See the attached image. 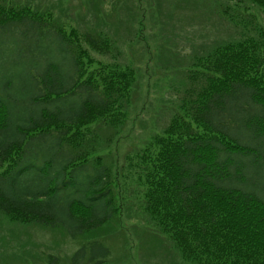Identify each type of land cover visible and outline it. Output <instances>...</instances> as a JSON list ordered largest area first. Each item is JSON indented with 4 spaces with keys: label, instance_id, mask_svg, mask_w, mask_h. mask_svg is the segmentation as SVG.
<instances>
[{
    "label": "trees",
    "instance_id": "trees-1",
    "mask_svg": "<svg viewBox=\"0 0 264 264\" xmlns=\"http://www.w3.org/2000/svg\"><path fill=\"white\" fill-rule=\"evenodd\" d=\"M19 2L0 0L1 221L79 245L67 263L49 254L44 264H112L125 204L119 160L102 153L124 133L137 71L118 62L108 31L79 34ZM173 4L185 20L220 17L228 36L189 52L168 39L159 51L172 55L180 95L168 124L125 158L124 185L140 189L128 199L173 264H264V0ZM103 14L94 10L97 23ZM178 22L169 26L182 31Z\"/></svg>",
    "mask_w": 264,
    "mask_h": 264
},
{
    "label": "rangeland",
    "instance_id": "rangeland-1",
    "mask_svg": "<svg viewBox=\"0 0 264 264\" xmlns=\"http://www.w3.org/2000/svg\"><path fill=\"white\" fill-rule=\"evenodd\" d=\"M13 1L17 3L20 1L19 3L22 4L31 2L32 8L51 11L53 17L71 25L79 34L93 26L97 27V30L108 31L122 52L118 62L130 64L137 71V83L124 133L112 144L111 149L102 153L105 156L111 155L109 159L112 158V161L119 160L118 182L123 186L121 201L125 204L119 229L115 227L109 233L108 244L113 251V258L117 260L111 262L112 264L115 261L116 263L119 261V264H173L169 252L163 248L166 243L151 237L149 231H141L143 220L141 221V216L133 207L138 204L128 199V196H135V189H140L135 185H124L128 183L124 176L127 171L125 169L123 172L121 167L126 165L127 155L141 149L152 135L160 132L168 124L176 98L180 95L181 78L177 75V69L171 71L165 68L167 63L172 61V55L167 56L165 53L159 55V51L166 47L168 39H171L169 47H185V52H189L194 46H209L212 42L228 36V33L222 34L219 31L223 29L225 22L211 14L208 21L201 20L202 18H197L195 21L185 20L184 16L188 11L183 10L182 7L177 8L173 4L175 0H63L62 3L60 0ZM176 1H184L188 5L199 3V0ZM134 6L143 14L138 21L134 18L137 15ZM95 9L104 13L102 22L97 23L93 17ZM159 9L163 11L164 16H157ZM172 10L176 14H172H175L174 20L170 21L165 15L170 16ZM179 20L181 25L178 27L182 31L169 26V23L178 25ZM139 22L143 26L141 37L130 39L133 42L131 44L128 29L134 30L133 34H135L139 31ZM112 23L115 24L111 25ZM171 28L174 30L171 31ZM92 56L105 64L112 62V59L94 54ZM16 60L17 58H14L11 62ZM183 64L188 66L189 62L184 61ZM172 65L174 66L173 62L166 67ZM128 209L132 211L128 212ZM1 219L0 217V264H44L49 254L56 255L67 263L68 257L79 247L76 242L66 238L64 233H54L36 225L28 228L13 226ZM106 229L108 230L100 232V235L111 230V228Z\"/></svg>",
    "mask_w": 264,
    "mask_h": 264
}]
</instances>
